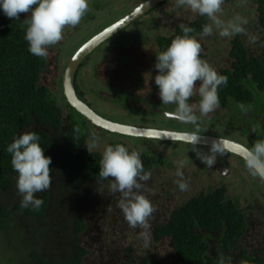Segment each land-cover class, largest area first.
<instances>
[{
	"label": "flooded vegetation",
	"instance_id": "obj_1",
	"mask_svg": "<svg viewBox=\"0 0 264 264\" xmlns=\"http://www.w3.org/2000/svg\"><path fill=\"white\" fill-rule=\"evenodd\" d=\"M151 1L123 0L120 4L109 1L107 11H103V0H95V4H93V0H88V11L77 27L80 28L81 24L85 23L88 15L94 14L89 23L96 20L101 24L99 26L101 28L98 30L99 23H97V29H93L90 36L85 34L74 40L73 37L70 38L73 40L74 51L69 56L68 62H62V59H60L61 54L59 55L60 51L56 53L54 50H48L47 61L49 65L44 74L41 75L42 83H46V87L53 92L62 94L65 69L71 57L80 47L106 28L115 26L120 20L133 15ZM258 1L224 0L221 5V12L217 13L218 18L227 23L239 16L246 21L243 24L245 31L226 38L220 37L218 30L214 27L211 36L201 39L199 34L202 26L212 24L209 18L193 13L186 6H179L178 0H161L138 17H135L132 23L102 42L80 63L74 77L77 84L74 91L75 93L78 92L77 89L79 88L80 100L93 112L95 111L100 118L110 123L149 131L195 134L197 136L227 139L250 149L257 141L264 140V104L256 107L251 118L246 114L242 116L243 121L249 123V125L252 124L248 128V134L243 133L241 127L239 129L230 128L228 131L225 122L234 118L233 106L251 104L254 98L252 97L244 102L235 99L225 102L220 90H217L219 106L214 111L206 116H201L198 110L196 111L198 116L197 125L181 122L176 115V105L161 103L159 89L154 82L155 76L158 74L154 65L156 55L166 50L176 36L183 35V26L193 29L188 35L196 38L201 44L200 58L214 68L219 75H225L224 72L234 70L237 61L235 53L237 51L240 56L246 58L262 59L264 57V27L260 23ZM92 6L94 7V13L89 11ZM246 6H249V8H246ZM233 7H236V9H233ZM25 14L20 13V19L30 18L26 17ZM245 15L252 18L250 24L244 19ZM73 30H77L76 26L64 32L63 35L66 39L68 33ZM63 41L66 40L62 39L61 42ZM101 47V55L95 57L94 52ZM52 62L53 64H51ZM215 65L219 67L216 68ZM81 70H85V73L82 74ZM198 87L199 82L196 86L197 90ZM199 99L197 91L190 98L189 103L198 104ZM61 102V105H64L62 100ZM68 114L69 110L64 106L63 115L66 119ZM87 127L90 130V135L82 145V149L93 156V160L90 162V165L96 166L93 172H88L89 168L78 169L83 170L79 189H75L67 177L62 178L63 183H65L62 191L48 188L51 191L50 211L58 208L61 212L62 206L59 225L69 229L68 226L72 224L77 229L79 223L81 224L82 232L77 235L76 242L82 248V251L75 248L72 254L70 252L72 246L67 242V234L59 231L58 234L64 240L67 246L66 249L63 252L51 251L46 254L41 248L37 247L40 250L38 254L41 257L48 260L51 256H55V259L49 260H63L78 258L79 254L84 252V256L80 260L81 264H98L90 260L91 255L95 257L94 253L96 251L91 249L88 241H81V237L89 235L93 226L96 227L97 234H99L101 231L98 226L99 214L103 211V207L113 210L112 212L115 211L114 228L119 225L120 215L124 224V215L117 207L121 194L111 193L108 187L111 181L101 180L99 177V163L103 150L107 146L121 144L130 152H138L144 170L151 173V178L148 181L141 182L143 184L141 194L151 202L154 209L152 215L148 218V227L141 228L138 226L133 229L125 221L129 231L132 233H135V231L142 232V236H147L150 242L147 249L140 241L141 239L130 242V244L116 243L126 241L131 237V234L128 237H123L108 248L106 253L109 256L104 264H112L113 262L119 264L121 257L127 262L126 264H134V262L138 264H164L162 261L156 262V258L151 253H145L151 251L152 247L157 248V245L164 239L169 240V247L174 261L172 264H179L175 250L172 247V237L161 233L158 227L161 224L166 225L169 223L173 214L189 202L204 196H215L218 190L224 189L226 198L238 207L246 226L244 231L233 232L229 237L224 234L223 229L206 233L205 235L211 237L210 239L205 238L210 245L209 254L211 258L219 264H260L261 261H264V179L251 175L245 166V160L239 155L224 150V155H218L216 163L209 169L196 158L195 152L192 151L194 147L192 143L124 136V134L99 128L92 123ZM64 131H66V128ZM94 135L98 138L97 147L89 152L85 144L89 143ZM209 147L201 144L196 145V148L202 154L207 153ZM58 151L60 153H54H56V157L62 158V162L64 161V153L61 152L66 151V144H63ZM181 164H183V167L180 168V171L183 172L184 180L188 184L187 189L184 191L179 189L176 183L179 177L175 175L177 167ZM61 170L62 174L59 173L60 175H67L65 166L62 164ZM156 171H160L161 175H167L170 178L168 183L164 184V186L166 185L164 187L165 193L163 195L158 194L153 198L148 194V190L153 186ZM232 172L234 175H230ZM216 177L225 179L219 182L218 179L220 178ZM231 184L235 187L242 185L246 188L250 186L246 209L242 210V203L237 197L232 199L228 196L227 186ZM12 197L15 198L14 195ZM242 198L244 197L242 196ZM163 199L170 203H164ZM88 202L92 204L89 209H87ZM139 242L138 246L143 247L142 253H145L143 260H139L138 256L135 255L137 253L136 245ZM234 242H236V245L233 246ZM28 257L30 258V253H28Z\"/></svg>",
	"mask_w": 264,
	"mask_h": 264
},
{
	"label": "trees",
	"instance_id": "obj_2",
	"mask_svg": "<svg viewBox=\"0 0 264 264\" xmlns=\"http://www.w3.org/2000/svg\"><path fill=\"white\" fill-rule=\"evenodd\" d=\"M257 5L260 23L264 27V0H259ZM93 17L94 14L88 15L85 23L80 28L76 25V29L85 28ZM26 20H12L0 11V195H14V199H18L15 193L18 173L11 166V154L6 148L15 138L26 132H35L40 137L44 154L51 157V188L62 191L65 185L62 178L67 177L72 186L79 189L83 170L78 169L89 168L88 172H93L96 167L90 165L93 156L82 149L90 135L87 126L91 123L70 107L63 93H55L41 84V75L49 65L48 58H39L29 53L28 44L24 40ZM64 42L59 41L58 46L55 44L48 50L58 53ZM235 57L237 61L234 70L223 74L229 82L218 87L225 102L231 99L241 102L250 100L253 95L248 87L252 84L264 92V57L246 58L240 56L238 51ZM74 87L77 88L75 81ZM77 90L76 95L80 99L79 88ZM61 100L64 105H61ZM64 106L69 110L67 119L63 115ZM63 144H66V151L61 152L64 153V161L61 162L62 158L56 157L54 152L60 153L58 150ZM61 164L65 166V176L60 175ZM224 191L225 189L218 190L215 196H204L189 202L173 214L169 223L158 227L161 233L172 237V247L179 264H219L209 254L210 245L205 238L211 237L205 234L223 229L224 234L229 237L233 232L245 230L246 224L238 207L228 201ZM50 192L47 189L37 193L36 198L43 200L38 210L31 206L22 208L21 201L18 200L13 202L11 208L1 204L0 233L8 230L12 214L39 221L48 219L51 212ZM71 226H68L70 231L66 234L67 242L72 246L70 252L73 254L75 248L82 251L76 242L82 226L80 223L77 229ZM39 251L35 248L30 252L33 264H81L80 260L84 256V252H81L78 258L47 260L38 254ZM260 264H264V261Z\"/></svg>",
	"mask_w": 264,
	"mask_h": 264
},
{
	"label": "clouds",
	"instance_id": "obj_3",
	"mask_svg": "<svg viewBox=\"0 0 264 264\" xmlns=\"http://www.w3.org/2000/svg\"><path fill=\"white\" fill-rule=\"evenodd\" d=\"M224 0H178L179 6H186L193 13L206 16L212 24L202 26L200 38L211 36L214 27L220 37H231L245 31L246 21L237 16L227 23L218 18ZM88 0H0V11L12 20H19L20 13H28L25 21L27 27L24 40L28 44L30 54L46 58L48 48L63 38L66 26L78 25L88 11ZM183 35L176 36L166 50L156 55L154 68L157 70L154 82L159 89V98L164 105H176V115L181 122L197 125L198 110L206 116L219 106L218 87L227 82V78L219 75L206 61L200 58L201 44L188 34L190 27H182ZM199 82L198 90L196 88ZM198 91V104L189 103ZM97 137L85 144L88 151L97 147ZM194 147L196 158L211 169L217 156L224 155V147L220 139L212 140L207 153L202 154L196 145L199 137L195 134L184 137ZM40 137L35 132L19 135L10 143L6 151L11 154V166L18 173L16 188L22 199L20 206L39 209L43 200L35 194L47 190L51 185V157L44 154ZM245 166L253 176L264 179V140L257 141L252 148L245 149ZM177 167L175 175L179 189L184 191L188 184L183 172ZM99 177L110 180L111 193H120L117 207L122 211L129 227L135 229L148 227V218L154 209L151 202L141 194L143 184L151 178V173L143 168L140 154L129 151L125 146L117 144L107 146L103 150L99 163ZM144 247H149L147 236H144Z\"/></svg>",
	"mask_w": 264,
	"mask_h": 264
},
{
	"label": "rangeland",
	"instance_id": "obj_4",
	"mask_svg": "<svg viewBox=\"0 0 264 264\" xmlns=\"http://www.w3.org/2000/svg\"><path fill=\"white\" fill-rule=\"evenodd\" d=\"M94 1L95 0H93V4H95ZM109 1H114L120 4L123 0H103V5H104L103 11H107L106 8ZM246 8H249V6H246ZM233 9H236V7H233ZM89 11L94 13V7L92 6L91 9H89ZM25 16L30 17L28 16L27 13L25 14ZM244 19L248 21V24H250L249 22L250 20H252V18H249L246 15L244 16ZM97 23L99 22H91L83 29L70 31L68 33L67 39L63 35L62 39H65L66 41L63 43V46L59 50L60 51L59 55L61 54L60 59H62L63 63L68 62L69 56L74 51L73 40L85 34H89L88 36H90V33L97 26ZM100 25L101 24L99 23L98 26ZM69 28L71 29V26H66L65 29L63 30V34ZM71 37H73V40L70 39ZM101 49L102 47L98 51L94 52L95 57L101 55L100 53ZM51 64H53V62ZM215 67L218 68L219 66L215 65ZM81 73L82 74L85 73V70H81ZM42 84L47 86L46 83H42ZM248 88L252 92L254 98L253 102L251 104L247 103L244 105L233 106L234 118L229 120L228 122H225L228 131L230 128L239 129L241 127L243 128V133L248 134L249 133L248 128L252 124L249 125V123L243 121L242 116L246 114L249 116V118H251L254 115L256 107L260 104H264V92L260 91L257 87H254L253 84L249 85ZM230 169L233 170L231 167ZM230 175H234V173L232 172V174ZM169 178L170 177L167 175L165 176L161 175L160 171H156L153 186L148 190V194L153 198L158 194L163 195L165 193L164 187L166 186V185L164 186V184L168 183ZM216 178H220L218 179L219 182H222V180L225 179L223 177H216ZM249 188L250 186L246 188L243 187L242 185L235 187L232 184L227 186L228 196H230L232 199L237 197L239 201L242 203L241 206L242 210L247 208V198L250 195V193L248 192ZM15 193L18 195V199H14L12 195L10 196L0 195V205L4 204L8 208H11L14 201L16 200L21 201L22 197L18 193L17 188ZM57 193L58 195H60L58 191ZM242 196L244 198H242ZM163 202L170 203V202H166L165 199H163ZM91 206H92L91 202H88L87 209H89ZM112 211L113 210L103 207V211L99 214L98 226L101 230L99 234H97L96 227L93 226L92 229L90 230L89 235L87 234L86 236L81 237V241L83 242L88 241V245L91 246V249L96 251L94 253L95 257L92 255L90 256V260L93 263L104 264L106 262V258L109 256V254L106 253L108 248H110L115 241H120L123 237H128V235L130 234L131 237L126 241L116 242V243L130 244V242H134L135 240L141 239L140 241H142V244L144 245V237L142 236V232L135 231V233H132L131 231H129L125 224V219L123 224L121 215H120L118 227L117 228L113 227L115 211L114 212ZM60 213L61 212L59 211L58 208L52 210L48 215V219L44 221L41 220L39 221L35 219L32 220L20 215L16 216L12 214L8 230L0 233V264H10V263L13 264V262L14 264H32L31 259L28 257V253H30L31 250L37 247L41 248L42 251L45 252L46 254H49L51 251L63 252L67 246L58 233L59 231H62L68 234L70 230L67 227L59 225ZM45 230H48L50 233H46ZM148 242H150L149 239ZM139 244L140 242L136 245L137 253L135 254L136 256H138L139 260L144 259L143 257L145 253H151L152 256L156 258L155 260L156 262L162 261L164 262V264H172L174 262L172 251L169 247L168 239H164L160 244L157 245L158 246L157 248L152 247L151 251L145 253H142L143 247L140 248L138 246ZM49 259H55V256H51ZM126 263L127 262L124 260V258L121 257L119 259V264H126ZM112 264H115V262H113ZM134 264H138V263L134 262Z\"/></svg>",
	"mask_w": 264,
	"mask_h": 264
},
{
	"label": "water",
	"instance_id": "obj_5",
	"mask_svg": "<svg viewBox=\"0 0 264 264\" xmlns=\"http://www.w3.org/2000/svg\"><path fill=\"white\" fill-rule=\"evenodd\" d=\"M161 0H152L150 3L142 6L138 11H136L133 15H129L127 18H124L117 22L115 26L110 28H106L101 33L93 37L91 40L86 42L80 49L71 57L67 68L65 69L63 75V93L66 98L67 103L74 108L77 112H79L82 116L86 118L93 125L107 130L109 132H117L120 134H124L130 137H144V138H152L161 141H182L188 142L184 139L188 134H179L173 132H161V131H149L144 129H138L130 126L114 124L107 122L100 118L95 112H93L82 100H80L75 91H74V77L75 73L80 65V63L102 42L111 37L114 33L118 32L128 24L132 23L135 17H138L143 12H145L148 8L152 7L156 3ZM199 143L201 145L210 146L212 140L218 138H211L208 136H198ZM220 139V138H219ZM224 150L230 151L234 154L239 155L242 159H244V152L247 147L243 146L240 143L230 141L227 139H220ZM191 143V142H188Z\"/></svg>",
	"mask_w": 264,
	"mask_h": 264
},
{
	"label": "bare ground",
	"instance_id": "obj_6",
	"mask_svg": "<svg viewBox=\"0 0 264 264\" xmlns=\"http://www.w3.org/2000/svg\"><path fill=\"white\" fill-rule=\"evenodd\" d=\"M86 43V42H85ZM95 112V111H94ZM125 136V135H124Z\"/></svg>",
	"mask_w": 264,
	"mask_h": 264
}]
</instances>
